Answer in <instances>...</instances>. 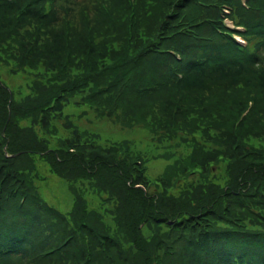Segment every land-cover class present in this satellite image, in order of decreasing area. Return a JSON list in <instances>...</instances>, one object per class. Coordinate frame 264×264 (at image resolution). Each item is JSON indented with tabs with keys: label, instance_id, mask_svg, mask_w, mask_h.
<instances>
[{
	"label": "trees",
	"instance_id": "16d2710c",
	"mask_svg": "<svg viewBox=\"0 0 264 264\" xmlns=\"http://www.w3.org/2000/svg\"><path fill=\"white\" fill-rule=\"evenodd\" d=\"M76 94L146 129L164 170L76 127L43 153ZM43 163L68 214L40 196ZM0 264H264V0H0Z\"/></svg>",
	"mask_w": 264,
	"mask_h": 264
},
{
	"label": "rangeland",
	"instance_id": "374dc122",
	"mask_svg": "<svg viewBox=\"0 0 264 264\" xmlns=\"http://www.w3.org/2000/svg\"><path fill=\"white\" fill-rule=\"evenodd\" d=\"M4 68L5 67L1 68V79L7 86L12 88L14 97L20 101L32 99L33 94L30 92L31 87H29L32 76L22 72L10 74L5 71ZM42 90L46 91L47 89L43 88ZM42 90L35 92L34 95L45 94L46 92ZM81 96L80 94H76L69 97L63 110L65 116L55 122V126L57 127L56 133L49 134V142L42 145L41 151L44 153L51 151V149H59L61 140L70 136V130L76 127L81 131H85L88 138L96 140L104 146L121 140L130 141L132 147L140 151L142 155L148 159L146 162V177L155 179L164 170L168 162L163 160V158H152V154L160 150L156 149L154 144L150 141L146 129L139 126L125 127L123 125L122 127L117 120L115 121L114 118L106 116V114L102 117L98 116V112L95 113L88 104L82 102ZM8 115H10L9 106ZM65 122L70 124V126H66L64 124ZM19 124L26 126L28 121L23 120L21 122L20 120ZM34 125L37 133L42 137H46L41 127L38 124ZM19 153L20 152L16 154ZM42 172L46 173L45 180L41 181V186L38 185L42 200L53 205L59 212L68 214L74 201V193L69 190L68 181L61 175L50 171L49 165L46 167L45 163L42 164ZM90 180L91 183L95 182L93 179ZM84 181L87 183V179ZM76 185H81V183L78 182ZM96 192L97 194L90 192L88 194V201L91 208H97L99 203L100 194L98 191Z\"/></svg>",
	"mask_w": 264,
	"mask_h": 264
},
{
	"label": "water",
	"instance_id": "95a60500",
	"mask_svg": "<svg viewBox=\"0 0 264 264\" xmlns=\"http://www.w3.org/2000/svg\"><path fill=\"white\" fill-rule=\"evenodd\" d=\"M12 155H15V154H12Z\"/></svg>",
	"mask_w": 264,
	"mask_h": 264
}]
</instances>
